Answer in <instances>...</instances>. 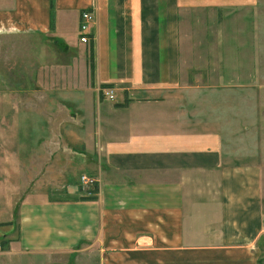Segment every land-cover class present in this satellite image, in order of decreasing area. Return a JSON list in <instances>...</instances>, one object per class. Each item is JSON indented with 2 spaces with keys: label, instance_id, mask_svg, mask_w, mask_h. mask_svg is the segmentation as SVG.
Listing matches in <instances>:
<instances>
[{
  "label": "crops",
  "instance_id": "obj_1",
  "mask_svg": "<svg viewBox=\"0 0 264 264\" xmlns=\"http://www.w3.org/2000/svg\"><path fill=\"white\" fill-rule=\"evenodd\" d=\"M243 4L0 0L13 56L22 47L34 61L31 41L51 37L78 55L46 67L64 81L28 83L13 66L10 96L0 90V264H259L258 146L239 123L243 100L207 95L243 86L239 61L212 47ZM85 11L95 16L92 72ZM193 23L202 52L184 31ZM82 174L98 181L94 201L80 199Z\"/></svg>",
  "mask_w": 264,
  "mask_h": 264
},
{
  "label": "rangeland",
  "instance_id": "obj_2",
  "mask_svg": "<svg viewBox=\"0 0 264 264\" xmlns=\"http://www.w3.org/2000/svg\"><path fill=\"white\" fill-rule=\"evenodd\" d=\"M242 6L244 7L239 13L241 18L237 24H234V22L229 24V22V25L226 24V26L220 25L216 27L214 30V38L216 37L219 40H214L212 47L214 51L217 52H221V47L223 50L227 51L229 54L227 59L229 63L235 62V60L239 61L241 68L244 70L242 75L243 86L234 89L213 91L211 94L207 95L212 97L225 96L243 100L240 106L242 115L240 116L241 120L239 123L241 128L243 126L245 129L249 128L250 131L253 132V142L251 145L257 143L256 146H258L257 153L254 147V155L256 153L255 157L256 159L258 157L259 166L261 167L262 177L260 186L263 197L262 207L264 214V0H244ZM189 27L190 29L185 28L184 31L188 34L196 35L197 41L195 44L199 52H202L204 49L202 26L198 24L194 25L193 23L189 25ZM206 27L209 30L212 28L211 25H207ZM78 33V30H76V36ZM88 43L84 44L86 45L84 49L86 56L88 55ZM35 44L36 50L37 52L40 51L38 53H40L41 57L34 61H28L25 49L21 47V57L18 55L13 56L11 52V42L7 38L0 36V79L4 81V83L1 82L4 87L0 90L4 91L5 96H10L9 94L12 92L11 85H14L15 78H13L11 73L13 66L14 68L16 67V70H19L17 72H20L19 76H21V78L19 79L26 80L28 83L47 79L64 81L63 77L65 78L66 76L63 74V77H61L59 73H53L54 75L51 73L52 76L48 78L50 72L46 67L54 64L53 67L56 68V66L64 63L67 59L72 60V56L78 58V55L73 51L65 52L66 48H61L59 42H57L54 37L49 38L48 41L39 38L33 39L31 45L33 46ZM43 50L45 51L43 52ZM36 56L38 57L37 54ZM218 59L225 60L222 56V52L219 53L217 60ZM82 61H77L78 65L82 63ZM198 67L203 68V65L198 64ZM228 68L231 67L229 66ZM219 72L221 75V71ZM224 74L227 75V81L223 82L232 83L228 77L230 75L229 70ZM29 76H31V81L28 79ZM16 80L18 79L16 78ZM37 87H35V91H32L34 90V88H32L30 90L31 93H39L43 96V93H41L43 89H39V86ZM6 107L10 109V106ZM11 113L13 114L10 110V112L5 115H8L10 119ZM97 184L91 186L88 189L89 193L85 194V196H96L98 189ZM94 189H96V192H93ZM256 247L257 255L259 256L258 263L264 264V233L257 241Z\"/></svg>",
  "mask_w": 264,
  "mask_h": 264
},
{
  "label": "built area",
  "instance_id": "obj_3",
  "mask_svg": "<svg viewBox=\"0 0 264 264\" xmlns=\"http://www.w3.org/2000/svg\"><path fill=\"white\" fill-rule=\"evenodd\" d=\"M95 16L93 12L91 11H85L81 13L80 17V25H79V32H80V42L81 43H88L90 40L93 38L89 36V29L91 26L94 24ZM101 96L105 98L108 101H114L115 100V89L111 87H105L102 88L101 91ZM98 183L97 179L94 177H90L88 175H81L78 180V188L79 191L82 194H88L89 191L88 189L93 186L94 184L96 185ZM2 251V247L0 244V253Z\"/></svg>",
  "mask_w": 264,
  "mask_h": 264
},
{
  "label": "trees",
  "instance_id": "obj_4",
  "mask_svg": "<svg viewBox=\"0 0 264 264\" xmlns=\"http://www.w3.org/2000/svg\"><path fill=\"white\" fill-rule=\"evenodd\" d=\"M92 37V36H91ZM92 42V41H91ZM91 42L88 44V50H89V62H90V69H91V72H92V67H93V56L91 55L92 54V46L90 45ZM93 192H96V189L93 190ZM81 201H94L96 199V196H83L80 198ZM2 245L3 247H5V243L2 242Z\"/></svg>",
  "mask_w": 264,
  "mask_h": 264
}]
</instances>
